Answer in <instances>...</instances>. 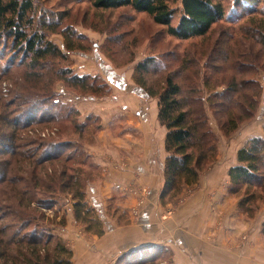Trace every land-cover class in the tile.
I'll return each mask as SVG.
<instances>
[{
  "label": "trees",
  "instance_id": "1",
  "mask_svg": "<svg viewBox=\"0 0 264 264\" xmlns=\"http://www.w3.org/2000/svg\"><path fill=\"white\" fill-rule=\"evenodd\" d=\"M72 1L88 2L98 10L130 8L146 14L178 41L205 38L219 22L229 19L233 26L244 14L254 12L264 17V0H230L229 11L234 10V16L225 14L227 0ZM176 15L177 23L173 25ZM63 21V12L37 9L34 0H0V62L4 59L3 66L0 64V264H72L71 249L52 226L43 222L47 218L44 210L53 211L64 195L70 196L73 217L87 232L98 236L104 232L94 208L85 199L90 181L88 169H96L84 145L93 141L100 129L98 117L89 113L80 121L75 105L59 100L53 88L61 81L78 97L90 94L97 98L110 95L111 90L98 82L96 74L79 75L69 66L55 64L66 60V53L75 50L79 46L76 43L84 39ZM254 31L264 50V18L259 19ZM53 33L62 34L65 52L49 40L48 35ZM166 55L169 54L147 56L134 68L136 86L148 97L157 98L158 121L167 130L160 192L163 204L177 197L185 186L197 183L200 172L216 161L213 125L224 135L232 136L243 119L244 103L252 107L251 117L262 93L255 80L236 82V74L243 71L236 68L238 65L229 54L222 57L220 66L205 65L201 78L192 60L172 56L168 61L171 56ZM246 59L252 73L264 63L257 64L256 56ZM174 63L177 66L171 69ZM149 70L164 71L160 90L146 84ZM4 81L10 85L5 91L1 86ZM249 84L253 86L251 95L245 91ZM93 116L97 123L95 133L91 140H83ZM60 122H68L76 138L17 136L20 130L33 132L38 126L47 128ZM236 159L237 164L228 170V192L239 198V209L251 217L257 202L264 201V136L249 138L237 150ZM52 213L55 217V211ZM60 219L57 223L63 224L64 217ZM160 251L171 257L162 246L143 245L120 253L114 264H158ZM169 264L175 263L171 259Z\"/></svg>",
  "mask_w": 264,
  "mask_h": 264
},
{
  "label": "crops",
  "instance_id": "2",
  "mask_svg": "<svg viewBox=\"0 0 264 264\" xmlns=\"http://www.w3.org/2000/svg\"><path fill=\"white\" fill-rule=\"evenodd\" d=\"M109 72L110 95L77 98L82 119L93 113L100 125L85 144L96 169L85 199L104 232L78 231L67 200L61 236L72 251V264H110L114 256L143 245L164 247L175 264H264V213L244 219L239 198L228 192V170L237 164L236 152L248 137L233 134L231 153L220 146L216 161L200 172L197 183L164 205L160 192L167 130L158 121L157 98ZM76 73L95 75L96 69L76 68Z\"/></svg>",
  "mask_w": 264,
  "mask_h": 264
},
{
  "label": "rangeland",
  "instance_id": "3",
  "mask_svg": "<svg viewBox=\"0 0 264 264\" xmlns=\"http://www.w3.org/2000/svg\"><path fill=\"white\" fill-rule=\"evenodd\" d=\"M34 1L37 9L46 8L48 10H53L54 12H63L64 24L72 26L71 28L76 30L77 34L84 36V39H81L79 43H76L79 46L75 50L66 53V60H57L55 64L69 66L75 73L76 68H86L87 70L96 69V73L93 74H96L98 82L103 83L106 87H110V83L108 82L110 81V78H108V75L110 74L109 71H114L117 75L120 74L121 77H126L132 86L139 88L134 81V68L138 62L142 61L147 56H163L169 54L165 56H171L168 61L172 60V56H180V58L190 59L193 63H196L195 69L198 68L200 74L199 77L201 78V75L204 72L203 67L205 65L214 63L215 66H220L223 60L222 57L229 54L238 65L236 68L243 71L240 75L236 74V82L242 80H255L259 82L262 87L261 96L257 98L258 109L257 111L255 110L256 112L251 117L248 116L251 114L252 107L248 106L247 103H244L243 98L240 97V101L244 103L242 111L243 119L240 122L239 128L233 134H237L239 139L244 140L247 137L249 139L253 136H258V133H262V128L264 126V63L263 65H261V63L264 61V50L261 49L260 44L257 42L254 31L259 26V19L264 18L261 17L262 14L254 12L244 14L239 19L237 18L238 21L236 25L233 26L228 23L229 19L223 20L216 24L209 35L205 38L178 41L168 36L165 27L153 23L148 15L137 13L130 8L98 10L93 8L88 2L75 3L72 0ZM227 1L228 2H225V14L229 13V15L233 14L234 16V10L229 11L230 0ZM172 6L174 7L175 5ZM237 9L238 8H236V10ZM177 19L178 15L173 19V25L177 23ZM48 38L65 52L63 43L64 38L62 34H49ZM255 56L259 58L256 63L261 65V68L255 73H252L249 71L251 66H249L246 58H254ZM2 57L3 55L1 58ZM212 58L213 61L211 62ZM253 63L255 62L253 61ZM0 64L3 66L4 59ZM176 66L177 63L170 65L171 69H175ZM145 81L148 86L160 90L164 85V71L157 72L156 70H149L145 75ZM1 86L4 91L10 87L5 81L1 83ZM53 89L55 93L59 95V100L69 101V103H72L75 107L80 102L77 100V98H79L78 95H76L77 93L66 88L65 84L61 81H57L54 84ZM200 89H203L202 85L200 86ZM221 89L222 87L219 88V90ZM109 90L112 89L110 88ZM245 91L250 93V95L253 94V86L251 84L245 86ZM109 93L111 94L110 91ZM98 94L95 93L93 95L98 96ZM83 96L91 95L83 94ZM79 119L80 121L83 120L81 113ZM96 124L94 116L90 117L86 132L83 133V140H91V136L95 133ZM43 127L44 125L38 126L33 132L29 130H20L17 132V136L21 138L30 137L31 139L38 137L45 140L54 137H57V140L65 139L68 135L71 138H76V134L74 136L72 135L74 129H72L70 124L68 125V122H60L58 125L55 124V126L50 124L47 125V128ZM213 128L217 137L218 150L219 147L222 146V151L227 149V151L230 152L232 141L229 139L231 136L224 135L217 129L215 124L213 125ZM55 131L57 132L53 135V132ZM17 143H19V141H17ZM225 144H227V146ZM84 155L85 153H83L82 158H84ZM88 175V178H90V184L96 176V171L93 172V170L88 169ZM234 197L238 198L237 196ZM67 200H69L71 204L70 196L64 195L59 203L54 206L53 211H55V217L54 213H52L53 211L44 210L47 217L46 220H43L44 224L48 227L52 226L55 233L61 238V232H63L64 227L67 225L65 213L69 209ZM168 202L169 201L164 203V205L168 204ZM260 212L264 213V201L257 202V209L255 214L251 217L240 210L244 219L248 221L255 220L257 217L256 215ZM62 217H64V223L58 224L57 222H59ZM47 219L51 221H48ZM73 220L79 225L78 231L82 229L83 232L89 233L81 223L74 219V217ZM263 225L264 221L260 226V235L264 239ZM240 239L242 240V244H246V239L242 237ZM118 256L119 255L114 256L110 261V264H114ZM169 262H171L169 253L166 251H160L158 264H169Z\"/></svg>",
  "mask_w": 264,
  "mask_h": 264
},
{
  "label": "built area",
  "instance_id": "4",
  "mask_svg": "<svg viewBox=\"0 0 264 264\" xmlns=\"http://www.w3.org/2000/svg\"><path fill=\"white\" fill-rule=\"evenodd\" d=\"M136 209V208H135ZM134 213H136V210H134ZM137 214V213H136Z\"/></svg>",
  "mask_w": 264,
  "mask_h": 264
}]
</instances>
